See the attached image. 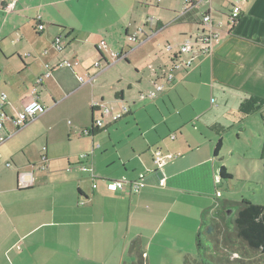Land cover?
I'll use <instances>...</instances> for the list:
<instances>
[{
	"label": "crops",
	"instance_id": "obj_1",
	"mask_svg": "<svg viewBox=\"0 0 264 264\" xmlns=\"http://www.w3.org/2000/svg\"><path fill=\"white\" fill-rule=\"evenodd\" d=\"M11 1L0 0V93L7 95L4 110L7 115L8 109L18 111L34 96L45 112L0 143V264H136L137 257L130 253L135 241L140 243L144 264H162L157 263L159 255L167 264L171 247L178 262L189 258L199 263L196 237L203 213L211 212L219 199V183L232 179L225 166L231 178L220 177L217 163L223 158L218 155L227 136L240 140L246 132H253L249 124L252 113L240 115V110H245L243 104L253 98L264 100V0H247L232 25L228 12L233 0L200 2V13L211 17L218 33L211 54L176 53L168 67L156 54L149 57L148 85L137 87L138 95L130 96L132 106L145 105L137 108L126 141L118 137V128L108 130L133 114L126 104H122L126 111L118 120L105 117L110 122L95 127L100 130L97 134L85 133L97 115L96 107L104 104L92 81L110 66L107 57L128 60L127 54L113 51L105 41L109 34L106 24L91 20L89 12L95 6L89 2L66 5L70 0H15L13 8L6 10ZM75 13H80V20ZM158 30L130 51L154 39ZM58 36L65 45L61 52L53 47ZM101 41L105 45L100 50ZM65 60L77 64L72 68L60 65ZM95 62L100 67H95ZM59 68L67 69L77 83L67 86L62 80L65 75L56 73ZM169 74L173 76L170 82ZM88 77H92L90 81ZM155 84L164 86L163 97H157ZM86 86L92 88L85 101L90 122H80L67 134L68 141L42 147L37 164L27 149L32 134L26 130L33 121L46 118L49 108L44 99L52 101L56 91L75 94ZM114 97L123 101V91ZM164 98L167 112L159 108L158 115H152L146 110ZM141 110L143 118L137 116ZM255 125L261 131L259 124ZM12 129L7 123L0 138ZM156 150L174 158L160 168L153 161ZM81 154L86 157L81 159ZM231 156L240 157L234 152ZM30 165H35L33 171ZM120 178L139 181L138 192L129 186L116 191L107 187L108 181ZM160 179H165L164 186L159 185ZM209 196L214 202L206 206ZM218 211L209 216L218 220L222 214ZM223 212L227 217L232 214ZM181 229H186L187 240L178 235Z\"/></svg>",
	"mask_w": 264,
	"mask_h": 264
},
{
	"label": "rangeland",
	"instance_id": "obj_2",
	"mask_svg": "<svg viewBox=\"0 0 264 264\" xmlns=\"http://www.w3.org/2000/svg\"><path fill=\"white\" fill-rule=\"evenodd\" d=\"M88 2L95 6L89 12L92 16L91 20L101 21L108 27V38L105 37L107 44L113 51L121 50L119 52H122L123 55L127 54V61H114L107 57L110 66L92 81L95 93L102 96V102L109 107H113L114 112H120L122 104L128 105L133 110V114L124 116L108 126V130L118 128V137L126 141L128 132L133 129V118L137 108L141 109V106L145 105L136 104L132 106L130 96L131 94L138 95L137 87L145 88V85H148L152 68L151 64L148 63L149 57L156 54L159 60L165 59L167 61V67L170 66L174 54L180 52L183 40L188 37L195 39L196 26L192 23H172L176 16L175 12H179L183 8V0H70L66 5L74 6ZM79 14L75 13L76 20H80ZM146 22H148L147 25H145ZM160 25L162 28H158ZM183 29L186 30V33H182ZM157 30L159 32L154 39L146 42L138 49L130 51L131 48H136L139 43L143 44L145 37L151 36L152 32ZM183 34L186 35L182 37ZM133 37L136 39L134 40ZM61 69L63 68L56 69V73L61 74L62 77L65 75L62 80L67 83V86L77 83L72 79L71 74V77L69 76L70 72L67 69ZM91 89V86H86L75 94H67L68 96L56 91L54 99H52L56 103L54 106H52L51 100L44 99V105L49 108L46 118L33 121L26 130V132L32 134L27 149L37 164L41 161V154L43 153L40 151L42 147L68 141L67 134H70V131L73 133L80 126V122H90L85 101L88 100V96L90 97ZM120 90L124 93L121 102L116 101L114 97V94L120 92ZM40 94L43 96L45 92L41 89ZM156 94L159 98L164 96L162 91H158ZM159 108L167 112L166 98L164 100L158 99L156 105L151 104L146 110L152 115H158ZM16 110L15 108L8 109L9 117L14 116ZM240 113L241 117L246 116L242 110H240ZM137 116L145 117L144 111L141 110ZM108 122L110 121L107 119ZM256 123L259 124L261 131L257 129ZM249 124L253 132H246L240 140L232 139L231 136H227L224 140L221 154L218 155V158L222 157L223 159L222 162L217 164L225 166L227 172L232 174V179L223 181L220 184L217 172V184L220 185L218 197L220 199L225 197L228 200L245 198L257 204H264V167L260 168L258 160L264 146V107L260 110L254 106ZM103 133L105 131L100 134ZM47 137L48 142L46 143ZM232 152L239 154L240 157L231 156ZM206 199H208L206 206L212 205L214 202L213 197L209 196ZM178 235L183 236L186 240L188 238L186 229H181ZM171 249L172 247L167 251V264H184V261L182 263L177 261V253ZM226 249L224 250V256L229 259L242 258L245 261H250L256 257L252 251L242 254L240 246ZM125 255L127 259L129 253L126 252ZM170 256L173 260L170 259ZM157 260V263L163 264V261L166 262V259L160 255Z\"/></svg>",
	"mask_w": 264,
	"mask_h": 264
},
{
	"label": "trees",
	"instance_id": "obj_3",
	"mask_svg": "<svg viewBox=\"0 0 264 264\" xmlns=\"http://www.w3.org/2000/svg\"><path fill=\"white\" fill-rule=\"evenodd\" d=\"M180 12H176V17L172 23H192L200 24L203 14L193 4L190 9L182 16L178 17ZM125 61H127L125 59ZM118 96V95H116ZM252 105V108H251ZM264 107L263 100L249 99L242 109L244 113H252L253 108ZM94 111V109H93ZM100 130H96L92 125L86 130L89 135H95ZM221 147V140L218 141L216 152ZM264 167V146L260 157ZM222 179H230L231 175L225 171L224 166L219 171ZM219 210V211H218ZM233 211L230 216H226L223 211ZM221 212L220 218L216 220L209 216V213ZM242 254L252 251L256 257L250 261L242 258H232L224 256L226 248L238 247ZM196 250L200 257L197 264H264V204H257L248 199L228 200L224 197L217 199L211 212L203 213V223L196 237ZM130 253L137 257L136 264H144L143 253L140 251V243L132 242ZM184 264H196L193 260L187 258Z\"/></svg>",
	"mask_w": 264,
	"mask_h": 264
},
{
	"label": "built area",
	"instance_id": "obj_4",
	"mask_svg": "<svg viewBox=\"0 0 264 264\" xmlns=\"http://www.w3.org/2000/svg\"><path fill=\"white\" fill-rule=\"evenodd\" d=\"M202 0H184V6L180 13L178 14V17L184 15L189 9L190 6L193 4L196 8L199 7L200 2ZM247 0H233L231 7L228 12V23L232 25L235 23L241 14L242 6ZM15 3V0H12L10 3H8L5 6L6 10H10L13 8ZM39 28H41L39 26ZM216 32H214L212 20L211 17L208 14H204L201 17L200 24L198 25V29L195 33V39L193 40L192 37H188L184 39V41L181 44L180 52L179 54L184 53H198L200 55H208L211 54L212 48L211 43L212 41L217 37ZM105 45V42L101 41L98 44V49H102ZM53 47L56 51L61 52L65 49L64 41L63 39L58 36L53 41ZM74 64H77V61H69L65 60L60 63L62 66H67L69 68H72ZM190 65V61L186 64V66ZM95 67H100L99 62H95ZM92 77H88V80L90 81ZM172 74H169L167 76V81H172ZM82 79V78H80ZM163 85L161 84H155V88L157 91L161 92L163 91ZM33 89V93H34ZM7 102V95L3 92L0 93V131H3L6 129L7 123H10L13 127V129L9 132H7L6 137L0 138V143L4 141L5 139L9 138L10 136L15 133L18 129L25 126L27 123L31 122L41 114L45 112L44 107L40 104V102L32 96L23 106L20 110L16 111L15 115L12 117H9L4 108ZM126 111V107L123 106L121 108V111L119 113H113L112 110L107 107L104 104H100L96 107L97 115L93 118V125L97 128H102L107 124V121L105 120V117L111 116L112 121L118 120L122 113ZM86 133V131H85ZM85 154H81L80 158H85ZM174 158L173 154H162L160 151H155L153 154V161L154 163L159 166L160 168L166 164H168L172 159ZM45 161L44 157H42V162ZM159 185L164 186L165 185V179L159 180ZM126 186L130 187V190L133 192H138L140 187V182H129L125 178H120L117 180H111L108 181L107 187L110 190L116 191V190H122ZM95 187V185H94Z\"/></svg>",
	"mask_w": 264,
	"mask_h": 264
},
{
	"label": "water",
	"instance_id": "obj_5",
	"mask_svg": "<svg viewBox=\"0 0 264 264\" xmlns=\"http://www.w3.org/2000/svg\"><path fill=\"white\" fill-rule=\"evenodd\" d=\"M92 125H93V120L91 119V125L90 126H92ZM30 168H31V171H33L34 168H35V165H30ZM157 176L158 177H161V174L160 173H157Z\"/></svg>",
	"mask_w": 264,
	"mask_h": 264
}]
</instances>
